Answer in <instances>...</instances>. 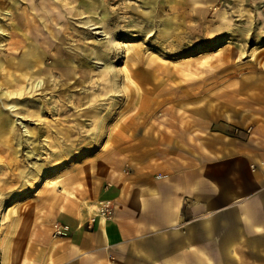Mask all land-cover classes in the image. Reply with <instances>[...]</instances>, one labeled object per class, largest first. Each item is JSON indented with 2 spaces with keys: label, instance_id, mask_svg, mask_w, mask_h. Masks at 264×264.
<instances>
[{
  "label": "crops",
  "instance_id": "1",
  "mask_svg": "<svg viewBox=\"0 0 264 264\" xmlns=\"http://www.w3.org/2000/svg\"><path fill=\"white\" fill-rule=\"evenodd\" d=\"M64 6L0 0V50L5 29L13 32L9 66L28 70L48 60ZM60 49L51 56L56 64ZM6 61L0 51V71ZM247 65L215 70L182 107L130 116L108 137L114 147L102 148V183L93 184L90 203L80 205L68 191L52 216L42 209L7 214L0 264H264V61ZM39 71L47 76V68ZM12 124L0 117L3 140L2 127ZM99 201L111 202V218L95 217ZM54 223L67 226L66 235L53 236Z\"/></svg>",
  "mask_w": 264,
  "mask_h": 264
},
{
  "label": "rangeland",
  "instance_id": "2",
  "mask_svg": "<svg viewBox=\"0 0 264 264\" xmlns=\"http://www.w3.org/2000/svg\"><path fill=\"white\" fill-rule=\"evenodd\" d=\"M64 1L63 27L57 44L49 38L44 64L9 66L12 29L2 39L0 104L14 107L0 108L2 120L13 123L2 127L6 140L0 137L1 223L22 211L52 216L66 206L59 193L68 191L88 204L93 184L102 183L103 149L114 147L108 137L130 116L162 114L168 103L182 107L215 70L264 61V0ZM60 47L56 64L51 56ZM24 180L31 186L23 188ZM50 193L59 197L40 200Z\"/></svg>",
  "mask_w": 264,
  "mask_h": 264
},
{
  "label": "built area",
  "instance_id": "3",
  "mask_svg": "<svg viewBox=\"0 0 264 264\" xmlns=\"http://www.w3.org/2000/svg\"><path fill=\"white\" fill-rule=\"evenodd\" d=\"M95 217L106 220L112 217L113 215V206L111 202L109 201H99L97 204V207L94 211ZM94 219L92 218L91 221ZM53 236L55 237H61L66 235V232L68 231V227L65 225H60L58 223L53 224Z\"/></svg>",
  "mask_w": 264,
  "mask_h": 264
},
{
  "label": "bare ground",
  "instance_id": "4",
  "mask_svg": "<svg viewBox=\"0 0 264 264\" xmlns=\"http://www.w3.org/2000/svg\"><path fill=\"white\" fill-rule=\"evenodd\" d=\"M125 44V43H124ZM124 46H126V45H124ZM33 87H35L36 89L38 88H40L41 87V81H36L34 84H33ZM0 101H1V98H0ZM14 106L13 105H9V106H7V107H4V108H6V109H11V108H13ZM16 123H17V121H16ZM17 124H19V125H23V123L21 122V121H19ZM55 183V179L53 180V181H51V182H49V183H47V184H54Z\"/></svg>",
  "mask_w": 264,
  "mask_h": 264
}]
</instances>
